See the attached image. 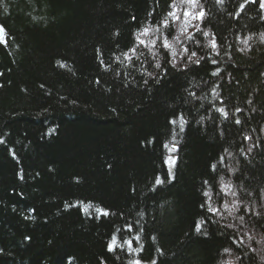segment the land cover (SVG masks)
<instances>
[{
    "label": "trees",
    "instance_id": "1",
    "mask_svg": "<svg viewBox=\"0 0 264 264\" xmlns=\"http://www.w3.org/2000/svg\"><path fill=\"white\" fill-rule=\"evenodd\" d=\"M173 1L0 0V264H264V11L198 0L183 66L129 51Z\"/></svg>",
    "mask_w": 264,
    "mask_h": 264
},
{
    "label": "rangeland",
    "instance_id": "2",
    "mask_svg": "<svg viewBox=\"0 0 264 264\" xmlns=\"http://www.w3.org/2000/svg\"><path fill=\"white\" fill-rule=\"evenodd\" d=\"M259 1V5H261L262 0H258ZM260 8L264 11V8H262L260 6ZM172 11H174L176 13L177 16L180 17V19L178 21H176L174 24L172 25V29L173 31H171V33L168 35L166 33H163L164 31H159L157 32L158 34L160 33V35H164L167 36L168 40L170 41V43L172 44V49L175 51L176 55L173 56L171 54V50H169L168 52L170 53L171 59H172V63H174L175 65L178 64L180 66L185 65L189 60H188V54L185 53L184 51V46L181 42H179V40L183 39V41L185 40V37H189L193 31H196L199 29L200 24H201V20L199 18V13L201 11H203L201 5L199 4L198 0L195 4V6H193L192 3L189 2V0H174L173 1V7H172ZM188 12L189 15L185 16L184 13ZM204 13V11H203ZM171 21V17L168 18ZM181 29H185L183 32H181ZM176 37H179V40L175 39ZM141 39H144L146 42H150L153 39H156L154 37V35L152 34V31L149 33L148 36L146 37H141ZM180 40V41H181ZM171 149V148H170ZM171 157L174 161L175 159V151H169L167 152V157H166V161L168 160V158ZM167 167L169 169L172 168L173 164H168L166 163ZM224 189V188H223ZM228 189V188H225ZM227 205L228 207L225 208L224 205ZM224 205H221L222 210L220 211V216L222 215V218L225 216L226 218L231 216L232 214H235L237 211V200L236 197L230 193L227 197L226 202L224 203ZM235 210V211H234ZM234 211V212H233ZM245 239L247 238L246 242H244V244H246V246H251L250 245V241L259 244V238H261L260 236H258V234L251 232L249 230L244 231V235ZM261 240V239H260ZM260 247V246H259ZM226 261H231L233 264V260L232 258H228L225 259ZM225 262H223L222 264H225Z\"/></svg>",
    "mask_w": 264,
    "mask_h": 264
},
{
    "label": "snow or ice",
    "instance_id": "3",
    "mask_svg": "<svg viewBox=\"0 0 264 264\" xmlns=\"http://www.w3.org/2000/svg\"><path fill=\"white\" fill-rule=\"evenodd\" d=\"M189 2L192 3L193 6H195L197 0H189ZM260 6H261L262 8H264V0H262ZM169 7H173V5H169ZM184 15H185V16H188L189 13H188V12H185ZM168 17H171V21L166 17L165 19H163L162 21H160L159 26L156 27L155 29H150V28H148V27H145V28H143L142 31L138 32L137 35H136V38H135V39H136V46H134L133 48H131L129 51H131L133 54H135V53H136V50H137V47L140 46V45H143V46H145V47H149V45H150V51H151V48L156 47V41H157V40H160V47H161L162 49H164L165 52L171 50V54H172L173 56H175L176 53H175V51L172 49V44H171L170 41L168 40L167 36H164V35L162 34L161 36L156 37V39H153V40H151L150 42H146L144 39H141L142 36H143V37L148 36L149 33H150L151 31L159 32L161 28H165V29L169 28L171 24H174L176 21H178V20L180 19V17L177 16L176 13H175L174 11L169 12V13H168ZM203 17H204V13H203V11H201V12L199 13V18H200V19H203ZM184 30H185V29H181V32H183ZM5 35H6V30H5V28H4L3 25H0V43H5V44L7 43V41L3 38ZM203 35L207 36L208 33L205 32V33H203ZM191 38H192L191 36L188 37V39H191ZM175 39L179 40V37H176ZM244 43H247V41H244ZM211 47H212L213 49H215V48L217 47V45H216V43H215L214 41L211 43ZM184 51L187 52V51H188L187 48H185ZM124 55H125V57H126L127 59H131V57H129L127 53H125ZM152 55L155 57L156 53L153 52ZM193 56H196V52H192L191 55L188 56V60L191 61ZM202 59H204V57H200L199 59H197V60L194 61V62H195L197 65H199L200 60H202ZM213 63H215V61H213ZM155 66H156L157 68H159V67H160L159 62H157ZM173 67H175V64H174V63H173ZM213 75H216V73H213ZM218 111L223 112L224 110H223V109H218ZM225 116H227L226 113H225ZM181 119H182V118H181ZM172 123H175V121H172ZM237 123H239V121H237ZM181 130H183V128H181ZM165 147L167 148L168 146L165 145ZM174 150H175L174 147L171 148V149H169V151H174ZM166 163H168V164L171 165V164L174 163V161H173V159H172L171 157H169L168 160L166 161ZM213 170L215 171V166H213ZM169 175H171V173H169ZM156 183H157V184H160V183H162V181H161L159 178H157ZM204 195H205V196H208V193L205 192ZM224 207L227 208L228 206L225 204ZM201 208H205V204H201ZM206 211L211 212V213H215V212L218 211V210L212 208L211 206H208V207L206 208ZM97 212L100 213V214L103 215V216H107V215H109V213H108L106 210H100V209H97ZM241 219H243V217H241ZM128 229H129V231L131 230V225L128 226ZM196 230H197V231H200V224H197V226H196ZM125 243L128 244L129 247L131 248V241H125ZM115 245H116V237L113 236L111 242H110L109 245H108V249H109V251H113ZM133 251H139V250H138V249H133ZM224 251H225V252H228V249H225ZM130 264H141V261H139V260H136V261H130ZM153 264H154V262H153ZM225 264H232V262H231V261H226Z\"/></svg>",
    "mask_w": 264,
    "mask_h": 264
},
{
    "label": "bare ground",
    "instance_id": "4",
    "mask_svg": "<svg viewBox=\"0 0 264 264\" xmlns=\"http://www.w3.org/2000/svg\"><path fill=\"white\" fill-rule=\"evenodd\" d=\"M227 185H229V184H224V187L225 186H227ZM229 187V186H228ZM230 193H232L234 196H236L235 195V192H232V190L229 188V190H226V189H224V194H225V199L223 200V205H224V203L226 202V200H227V197H228V195L230 194Z\"/></svg>",
    "mask_w": 264,
    "mask_h": 264
},
{
    "label": "water",
    "instance_id": "5",
    "mask_svg": "<svg viewBox=\"0 0 264 264\" xmlns=\"http://www.w3.org/2000/svg\"><path fill=\"white\" fill-rule=\"evenodd\" d=\"M248 1V3H254L255 2V0H247Z\"/></svg>",
    "mask_w": 264,
    "mask_h": 264
}]
</instances>
